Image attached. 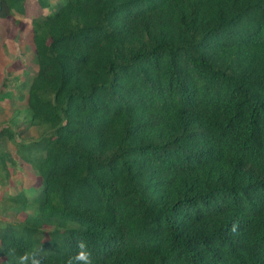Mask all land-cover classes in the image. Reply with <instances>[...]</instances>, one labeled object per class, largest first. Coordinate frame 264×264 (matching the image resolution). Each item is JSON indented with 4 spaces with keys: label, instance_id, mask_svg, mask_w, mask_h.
<instances>
[{
    "label": "trees",
    "instance_id": "trees-1",
    "mask_svg": "<svg viewBox=\"0 0 264 264\" xmlns=\"http://www.w3.org/2000/svg\"><path fill=\"white\" fill-rule=\"evenodd\" d=\"M37 2L0 181L27 164L40 196H1L0 264L38 245L64 264L77 239L94 264H264V0Z\"/></svg>",
    "mask_w": 264,
    "mask_h": 264
},
{
    "label": "rangeland",
    "instance_id": "rangeland-1",
    "mask_svg": "<svg viewBox=\"0 0 264 264\" xmlns=\"http://www.w3.org/2000/svg\"><path fill=\"white\" fill-rule=\"evenodd\" d=\"M47 12L48 9L41 8L37 0H29L26 13L22 17V26L14 27L11 24V21L14 20L12 15L6 18L0 17V92L12 94L10 98L0 101V129L5 126L2 123L12 118L17 108L25 104L24 99L18 98L19 90L14 85L22 82L28 84L35 75L34 48L29 22L32 18L42 16ZM26 25L29 30H26ZM26 72L27 75L24 76ZM13 78L18 79L19 82L12 80ZM23 95H26V89L23 90ZM21 125L17 130H13L18 140L23 141L25 138L37 135L38 131L35 128L26 129L24 125ZM7 143L5 150L11 157L18 159L17 156H14L15 147L11 143ZM7 169L9 181L6 185L1 184L0 181V198L5 193L14 194L24 190L30 203L29 209L36 210L40 196V178L33 175L29 165L21 162L16 168L8 162ZM3 191L7 192L2 193ZM24 218L25 215L21 214L19 218L15 216L10 220L20 223ZM0 260L2 259L0 258Z\"/></svg>",
    "mask_w": 264,
    "mask_h": 264
},
{
    "label": "clouds",
    "instance_id": "clouds-1",
    "mask_svg": "<svg viewBox=\"0 0 264 264\" xmlns=\"http://www.w3.org/2000/svg\"><path fill=\"white\" fill-rule=\"evenodd\" d=\"M233 230H235V226ZM76 248V253L69 256L64 261V264H94L93 253L85 240L77 239ZM44 252L42 245H38L23 251L19 255L16 254V249L12 248L9 249L6 255L7 257H12L15 264H44Z\"/></svg>",
    "mask_w": 264,
    "mask_h": 264
},
{
    "label": "crops",
    "instance_id": "crops-1",
    "mask_svg": "<svg viewBox=\"0 0 264 264\" xmlns=\"http://www.w3.org/2000/svg\"><path fill=\"white\" fill-rule=\"evenodd\" d=\"M28 2H29V0H27V3ZM27 3L25 5V13H26V8H27ZM13 17H14V20L11 21V24H13L14 27L22 26V22H23L22 17H18V16H13ZM15 21H17V22H15ZM26 30H29L27 25H26Z\"/></svg>",
    "mask_w": 264,
    "mask_h": 264
}]
</instances>
